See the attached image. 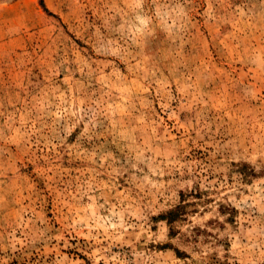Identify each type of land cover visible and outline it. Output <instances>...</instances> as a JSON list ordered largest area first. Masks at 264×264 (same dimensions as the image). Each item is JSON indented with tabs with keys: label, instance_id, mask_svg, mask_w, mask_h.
<instances>
[{
	"label": "rangeland",
	"instance_id": "1",
	"mask_svg": "<svg viewBox=\"0 0 264 264\" xmlns=\"http://www.w3.org/2000/svg\"><path fill=\"white\" fill-rule=\"evenodd\" d=\"M44 2L0 0V264H264V0Z\"/></svg>",
	"mask_w": 264,
	"mask_h": 264
},
{
	"label": "trees",
	"instance_id": "2",
	"mask_svg": "<svg viewBox=\"0 0 264 264\" xmlns=\"http://www.w3.org/2000/svg\"><path fill=\"white\" fill-rule=\"evenodd\" d=\"M40 3L46 10H48L47 6L45 5L44 0H40ZM254 173H255V170L253 169L250 174H254ZM247 174H248V172L245 171L244 175H247ZM195 196H197V194H195ZM192 204H194V203L191 201H188L186 199V192L183 191V192H181L180 202L178 204H176L174 207L160 213L157 217L165 219L169 224H172L173 222H175L178 219L185 218V216L189 213V211H192V209L189 210L190 209L189 207ZM221 205L226 207L225 204H221ZM228 208H229V210L231 209V212L229 214L230 216L228 217V219L231 220L233 217L231 215H233V211H235V208L229 207L227 205V208L223 209V212L226 213L228 211ZM176 251H177V253H181V251L178 248H176Z\"/></svg>",
	"mask_w": 264,
	"mask_h": 264
}]
</instances>
